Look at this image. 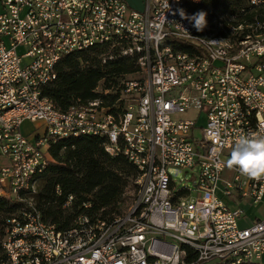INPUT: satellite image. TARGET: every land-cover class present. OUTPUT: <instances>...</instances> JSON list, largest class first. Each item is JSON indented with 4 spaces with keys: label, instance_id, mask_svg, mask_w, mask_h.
Masks as SVG:
<instances>
[{
    "label": "built area",
    "instance_id": "built-area-1",
    "mask_svg": "<svg viewBox=\"0 0 264 264\" xmlns=\"http://www.w3.org/2000/svg\"><path fill=\"white\" fill-rule=\"evenodd\" d=\"M202 2L0 0V198L25 206L7 221L1 264H264V178L226 166L238 137L264 134V27L198 32L177 9ZM95 48H108L105 64L138 60L144 80L61 110L45 96L59 63ZM26 123L45 131L31 139ZM84 137L132 166L135 194L119 217L60 231L34 197L51 147Z\"/></svg>",
    "mask_w": 264,
    "mask_h": 264
},
{
    "label": "trees",
    "instance_id": "trees-1",
    "mask_svg": "<svg viewBox=\"0 0 264 264\" xmlns=\"http://www.w3.org/2000/svg\"><path fill=\"white\" fill-rule=\"evenodd\" d=\"M198 11L207 13L206 29L222 26L218 34L224 38L230 37L231 25L243 26L246 36L251 33L249 27H264V10L252 8L249 0H203L201 5H188L186 9L188 15ZM108 53V48H95L63 59L57 67L58 79L45 91V96L66 110L78 101L86 103L102 98L95 93L99 86L104 91L113 90L118 80L138 73L137 61L118 53H113L114 61L105 64L104 56ZM50 152L55 163L40 177L33 201L45 222L67 231L80 217L109 221L123 214L125 195L134 186L137 173L122 157L110 158L103 140L86 137L62 140ZM58 190L61 196L57 195ZM70 197L71 206L64 208ZM24 209L16 200L0 198V264L6 260L3 240L7 221L18 217Z\"/></svg>",
    "mask_w": 264,
    "mask_h": 264
},
{
    "label": "clouds",
    "instance_id": "clouds-1",
    "mask_svg": "<svg viewBox=\"0 0 264 264\" xmlns=\"http://www.w3.org/2000/svg\"><path fill=\"white\" fill-rule=\"evenodd\" d=\"M181 19L188 20L196 31L202 32L207 26V13L198 11L188 15L184 9H177ZM176 13H174L175 15ZM212 43H217L212 41ZM264 130V125L259 126ZM229 169H237L241 175L253 180L264 178V134L249 132L235 140L230 158L226 161Z\"/></svg>",
    "mask_w": 264,
    "mask_h": 264
},
{
    "label": "rangeland",
    "instance_id": "rangeland-1",
    "mask_svg": "<svg viewBox=\"0 0 264 264\" xmlns=\"http://www.w3.org/2000/svg\"><path fill=\"white\" fill-rule=\"evenodd\" d=\"M218 29H223V28H218ZM242 33L240 32V35ZM136 64H137V67H138V73L136 74H132V75H128V76H125L123 78H121L120 80H118V84L116 85L115 89H113L111 92L112 93H117L118 90L121 88L122 84L124 82H127V81H142L144 80L145 78V71H144V68L143 65L140 64V62L138 60H136ZM182 118L184 119H187L189 118V116H182ZM45 131V126L43 125V123H38V124H29V123H26L23 125L22 127V133L23 135H29L30 133L34 132V135L31 137V139H33L36 135L40 134V133H43ZM195 137L196 138H201L202 137V131H196L195 133ZM135 194V191H134V187L133 185H131L129 188H128V191L125 195V201H124V208L123 210L126 209V207L128 206V204L130 203L131 199L133 198ZM246 212L249 213V214H252V210H249V209H246Z\"/></svg>",
    "mask_w": 264,
    "mask_h": 264
},
{
    "label": "crops",
    "instance_id": "crops-1",
    "mask_svg": "<svg viewBox=\"0 0 264 264\" xmlns=\"http://www.w3.org/2000/svg\"><path fill=\"white\" fill-rule=\"evenodd\" d=\"M123 1H125L131 9L135 11L143 12L145 10L146 3L149 0H123ZM245 226H249L248 220L245 222Z\"/></svg>",
    "mask_w": 264,
    "mask_h": 264
}]
</instances>
